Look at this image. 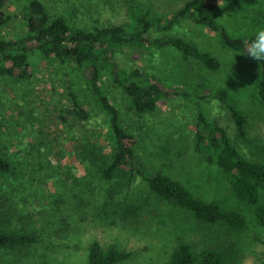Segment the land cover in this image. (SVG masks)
I'll return each instance as SVG.
<instances>
[{
  "label": "rangeland",
  "instance_id": "obj_1",
  "mask_svg": "<svg viewBox=\"0 0 264 264\" xmlns=\"http://www.w3.org/2000/svg\"><path fill=\"white\" fill-rule=\"evenodd\" d=\"M30 1H9L4 10L12 18L2 27L4 36L28 33L23 10ZM41 1L51 18L62 15L71 25L94 29L134 25L132 1L171 15L188 0ZM203 14L224 23L236 35L264 28V0L254 4L221 1ZM176 33L213 53L220 68L210 69L194 57L185 58L170 45L130 43L116 47V64L105 70L103 86L120 108L121 122L138 134L147 174L163 172L198 197L242 210L246 226L238 229L199 221L190 211L156 194L145 178L135 177L128 183L123 170L114 179H106L103 160L111 155L114 141L107 111L75 62L36 49L31 54L30 78L0 75V153L12 163L0 180V208L10 228L38 234L39 241L17 249L0 247V264H87L93 239L104 246L117 243L131 249L133 256L120 264H169L172 250L183 240L197 251L220 249L225 254L223 264H258L264 259V242L259 239L264 238V228L257 219L264 197L257 204L238 198L222 168L208 160V148L198 150L196 130V116L205 111L228 129L250 158L264 160L259 63L225 46L206 26L184 21ZM113 67L150 70L191 96L166 93L155 110L138 112L115 81ZM75 97L87 109V119L76 110ZM229 104L247 117L245 137L238 132ZM93 132H99L92 139L99 143L90 149L86 142Z\"/></svg>",
  "mask_w": 264,
  "mask_h": 264
},
{
  "label": "trees",
  "instance_id": "obj_2",
  "mask_svg": "<svg viewBox=\"0 0 264 264\" xmlns=\"http://www.w3.org/2000/svg\"><path fill=\"white\" fill-rule=\"evenodd\" d=\"M9 1L0 0V75L14 79L30 78L34 68L31 54L36 49L47 56L75 62L81 68L88 88L108 113L114 141L111 155L105 161L100 159L104 162L102 172L106 179H114L123 170L127 174L128 183L135 177L145 178L156 194L170 204L190 211L199 221L209 224L226 223L238 229L246 226L247 216L242 210L225 208L219 201H207L198 197L184 183L163 172L147 174L146 164L139 150L140 138L133 128L121 122V110L105 91L103 75L109 65L116 64V47L130 43L157 48L170 45L180 50L185 58L194 57L210 69H219L221 62L213 53L189 37L177 34L176 29L184 21L206 26L220 37L225 46L247 54V45L255 33L233 34L224 23L203 14V11L216 8L221 1L254 4L258 0H188L171 15L157 13L144 3L132 1L129 5L135 18L134 25L111 24L94 29L71 25L62 15L51 18L41 0H31L23 10V22L28 33L7 37L2 34V27L12 18L4 10ZM259 70V96L264 100V62L259 63ZM113 76L123 88L131 106L138 112L155 110L166 93L191 96L181 86L165 83L150 70L136 68L117 71L113 67ZM75 103L79 115L87 119L88 111L85 106L79 105L77 97ZM229 109L238 132L245 137L247 117L233 104H229ZM196 118L198 150L208 148V160L216 162L222 168L238 198L250 204L259 203L264 197V160L250 158L236 145L228 129L212 120L205 111L199 112ZM98 134L99 132L90 133L87 147H96L99 141L95 143L92 139L97 138ZM11 168V160L0 153V180L5 178ZM1 211L0 208L1 248L17 249L39 241L38 234L10 228L2 219ZM257 219L264 228V205L258 208ZM259 239L264 242V238ZM132 256L131 249L123 248L117 243L104 246L99 239H93L89 244L87 264H120ZM224 259L225 254L220 249L209 247L197 251L190 242L183 240L172 250L169 264H223ZM258 264H264V259Z\"/></svg>",
  "mask_w": 264,
  "mask_h": 264
},
{
  "label": "clouds",
  "instance_id": "obj_3",
  "mask_svg": "<svg viewBox=\"0 0 264 264\" xmlns=\"http://www.w3.org/2000/svg\"><path fill=\"white\" fill-rule=\"evenodd\" d=\"M246 60L260 63L264 62V28H259L254 34V38L247 45Z\"/></svg>",
  "mask_w": 264,
  "mask_h": 264
}]
</instances>
